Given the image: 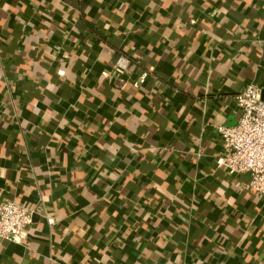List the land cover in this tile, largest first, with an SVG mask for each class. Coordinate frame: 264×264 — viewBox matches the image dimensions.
<instances>
[{
  "label": "crops",
  "instance_id": "obj_1",
  "mask_svg": "<svg viewBox=\"0 0 264 264\" xmlns=\"http://www.w3.org/2000/svg\"><path fill=\"white\" fill-rule=\"evenodd\" d=\"M249 83L264 0H0V203L36 210L0 264H264V199L218 164Z\"/></svg>",
  "mask_w": 264,
  "mask_h": 264
},
{
  "label": "built area",
  "instance_id": "obj_2",
  "mask_svg": "<svg viewBox=\"0 0 264 264\" xmlns=\"http://www.w3.org/2000/svg\"><path fill=\"white\" fill-rule=\"evenodd\" d=\"M131 61L122 54L117 62L119 71L128 69ZM148 73L136 81L140 86ZM241 116L234 125L217 126L222 145L218 164L231 174L249 173L247 183H240L259 198L264 199V99L261 88L249 83L236 95ZM239 185V184H237ZM35 208L15 200L0 203V241L22 244L28 237V229L34 223Z\"/></svg>",
  "mask_w": 264,
  "mask_h": 264
},
{
  "label": "water",
  "instance_id": "obj_3",
  "mask_svg": "<svg viewBox=\"0 0 264 264\" xmlns=\"http://www.w3.org/2000/svg\"><path fill=\"white\" fill-rule=\"evenodd\" d=\"M262 97H263V99H264V91H262Z\"/></svg>",
  "mask_w": 264,
  "mask_h": 264
},
{
  "label": "trees",
  "instance_id": "obj_4",
  "mask_svg": "<svg viewBox=\"0 0 264 264\" xmlns=\"http://www.w3.org/2000/svg\"><path fill=\"white\" fill-rule=\"evenodd\" d=\"M255 193V192H254Z\"/></svg>",
  "mask_w": 264,
  "mask_h": 264
}]
</instances>
